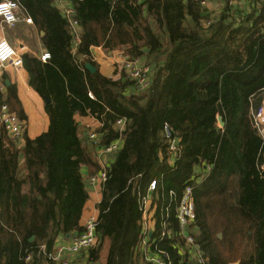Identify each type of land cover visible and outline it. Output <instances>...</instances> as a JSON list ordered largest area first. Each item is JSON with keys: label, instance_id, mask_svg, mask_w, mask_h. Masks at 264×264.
Instances as JSON below:
<instances>
[{"label": "trees", "instance_id": "16d2710c", "mask_svg": "<svg viewBox=\"0 0 264 264\" xmlns=\"http://www.w3.org/2000/svg\"><path fill=\"white\" fill-rule=\"evenodd\" d=\"M16 1L50 54L45 63L22 56L28 85L48 101L49 125L25 137L22 148L0 130V264H46L41 246L53 251L57 239L82 231L88 193L81 170L93 175L99 167L75 115L101 123L99 147L121 139L106 169L89 262H99L106 247L105 264H146L138 251L137 199L156 179L154 196L164 203L169 191L179 198L194 185V237L209 264H264V136L251 119L264 98V0H224L213 18L200 0H72L80 29L74 55L68 21L53 0ZM96 46L146 57L150 88L134 93L126 79L88 71ZM7 92L9 110L25 120L14 86ZM165 123L181 148L173 166L166 162ZM203 164L210 173L193 183ZM161 246L178 264L169 243Z\"/></svg>", "mask_w": 264, "mask_h": 264}, {"label": "built area", "instance_id": "2783aa9c", "mask_svg": "<svg viewBox=\"0 0 264 264\" xmlns=\"http://www.w3.org/2000/svg\"><path fill=\"white\" fill-rule=\"evenodd\" d=\"M71 1L58 0V3L60 4L59 7H61L60 10L63 16L69 24L72 37L71 51L74 55L80 42V29L77 21L74 19ZM230 4L237 5L233 2H230ZM200 5L202 8H207L210 12L213 10L212 5H215L218 10L222 9L225 6V1L200 0ZM18 11H22V8L16 0H1L0 22L8 28H13L19 22ZM210 13L212 18L216 16V13ZM211 17L204 23V27H208L212 23L213 19ZM24 22L26 24H33L30 17H26ZM94 48L103 49L101 46L91 47L90 54ZM106 52L107 59L112 62L113 71H116V74H118V79L123 78L132 83L131 91L134 93H144L150 88L153 72L152 65L147 61L146 57H134L126 50L116 53L112 51ZM37 59L45 63L50 59V54L45 51ZM91 60L93 62L92 54ZM5 66L18 69L23 66V60L7 40L0 38V69ZM3 89V86L0 85V128L14 144L24 143L26 122L9 110L7 103L2 97ZM88 97L94 99L91 93H88ZM251 119L253 127L264 136V98L260 106L251 113ZM99 124L101 127L100 122ZM114 127L121 134L125 127V119H117ZM84 135L86 141L99 152V156L107 157L115 155L121 147L120 138L105 147H99L98 133L91 127L85 129ZM163 136L167 150L166 162L169 166H173L181 153L179 138L173 134L172 129L166 123L163 125ZM106 169L104 167L97 175L90 176L86 181L87 185L93 187L98 184L103 188V184L107 179ZM263 169L264 155L261 162V170ZM210 170V165H201L196 169L190 181L199 183L210 173ZM261 177L264 180V173L261 174ZM193 188L194 185L186 184L179 198L174 191H169L165 203L164 196H154L157 192L156 179H152L148 183L144 193L139 191L137 204L141 213V237L138 251L146 264H175L174 258L169 251L161 246V244L166 242L169 243L170 248L176 253L175 256L179 259L178 264H182L183 261L187 264H209L201 245L194 237L196 232L194 225L196 214ZM158 201H162L160 206L158 205ZM97 225L98 216L90 215L85 220L82 231L68 237V243L65 247L47 252L46 247L41 246L40 252L46 258V264H73L68 258L64 257V251L76 256L94 248L97 243ZM33 254V250L28 252L26 260L30 261ZM87 264L93 263L87 261Z\"/></svg>", "mask_w": 264, "mask_h": 264}, {"label": "crops", "instance_id": "0c3cea01", "mask_svg": "<svg viewBox=\"0 0 264 264\" xmlns=\"http://www.w3.org/2000/svg\"><path fill=\"white\" fill-rule=\"evenodd\" d=\"M54 4L60 9L58 0H53ZM235 3V1H231ZM213 10L210 12L217 13L219 10L216 9L215 5H212ZM19 22L13 27L8 28L0 22V38L7 40L20 54H28L35 58H38L43 52H45L40 37L42 33H39L34 24H26L24 19L28 17L23 11L17 12ZM124 50H113V53L122 52ZM95 68L99 73L107 78L113 80L118 79V74L113 71L112 62L107 59V52L103 49L94 48L91 51ZM0 85L3 86L2 97L6 102L7 99V88L14 86L17 98L21 104V109L25 115L26 130L24 138L28 137L34 139L46 132L49 125L48 116L44 110L45 101L28 85V74L23 67L15 69L11 66H5L0 69ZM75 121L80 127L81 136L85 138V129L91 127L96 131L100 128L99 122L91 116H79L75 115ZM0 130H2L0 128ZM88 143V142H87ZM17 148H22L24 143H17ZM115 155L107 157L99 156V152L95 150L94 159L99 167V170L93 174L97 175L104 167L107 168L110 161L114 159ZM81 172L84 175L85 188L88 193V199L84 205L80 226L82 228L85 220L90 215L98 216V205L102 199V188L96 184L93 187L87 185V179L92 176L88 173L86 168H82ZM68 243V238L57 239L54 249L57 250L60 247H65ZM64 257L68 258L73 264H87L86 252L79 255H70L67 251L63 253Z\"/></svg>", "mask_w": 264, "mask_h": 264}, {"label": "water", "instance_id": "95a60500", "mask_svg": "<svg viewBox=\"0 0 264 264\" xmlns=\"http://www.w3.org/2000/svg\"><path fill=\"white\" fill-rule=\"evenodd\" d=\"M62 17H63V14H62ZM85 68H86L88 71H90L91 73H94V72L96 71V68H95L93 65L89 64V63H87V64L85 65ZM44 101H45V103L48 102L47 100H44ZM218 121H219L220 126L222 127V126H223V123H222L220 117L218 118ZM263 134H264V130H263ZM68 237H69V236L67 235L66 238H68ZM32 239H33V237H32L30 240H32ZM233 264H239V262H235V263H233Z\"/></svg>", "mask_w": 264, "mask_h": 264}, {"label": "rangeland", "instance_id": "374dc122", "mask_svg": "<svg viewBox=\"0 0 264 264\" xmlns=\"http://www.w3.org/2000/svg\"><path fill=\"white\" fill-rule=\"evenodd\" d=\"M263 96H264V95H263ZM106 254H107V248L104 247L103 250L101 251V259H100V261L97 262L96 264H105Z\"/></svg>", "mask_w": 264, "mask_h": 264}]
</instances>
